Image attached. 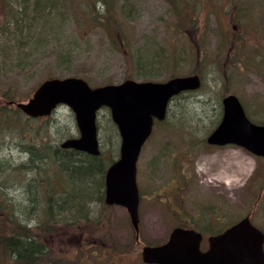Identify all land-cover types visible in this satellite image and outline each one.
Returning a JSON list of instances; mask_svg holds the SVG:
<instances>
[{
  "label": "rangeland",
  "instance_id": "rangeland-1",
  "mask_svg": "<svg viewBox=\"0 0 264 264\" xmlns=\"http://www.w3.org/2000/svg\"><path fill=\"white\" fill-rule=\"evenodd\" d=\"M113 2L115 11L105 15L102 0H57L54 5H45L44 0H0V107L4 109L27 101L42 81L53 77H82L92 86L127 78L165 81L189 74L202 78L200 89L172 100L168 122L155 125L142 147L137 162L139 239L127 209L107 205L100 193L88 200L90 219L81 227L64 222L45 225L42 199L34 210L32 205L27 209L29 215L21 214L17 205L24 201L21 184L40 177L52 180L57 167L52 159L35 171L24 167L29 160L27 146L37 139L0 121L4 194L0 195V233L11 232L2 207L8 202L11 218L20 214L51 247L37 264H146L142 246L166 241L179 223L203 231V249L210 234L247 214L257 226L264 225V157L237 144L219 146L206 140L221 120L222 97L228 93L240 98L252 120H264V0ZM93 12L108 19L97 21ZM29 118L37 134L53 146L79 135L74 112L67 105ZM110 118L109 109L103 108L97 120L103 157L111 163L119 158L121 137ZM29 135L33 141H26ZM234 154V161L251 163L239 189H228L224 181L214 179L213 170L208 174L200 169L211 156L228 161ZM19 165L23 168L15 169ZM54 177L61 186L64 173L57 171ZM107 229L110 240L122 248L120 254L101 249ZM6 260L5 264H15Z\"/></svg>",
  "mask_w": 264,
  "mask_h": 264
},
{
  "label": "water",
  "instance_id": "water-1",
  "mask_svg": "<svg viewBox=\"0 0 264 264\" xmlns=\"http://www.w3.org/2000/svg\"><path fill=\"white\" fill-rule=\"evenodd\" d=\"M199 74L179 75L166 81H137L127 78L120 83L92 87L81 77L48 78L33 95L16 105L31 117L48 115L59 104L75 113L80 135L64 140L63 148H72L93 156L100 154L97 116L102 107L121 137L119 158L105 173V202L125 206L139 235L140 192L137 162L155 121L167 117L169 103L181 92L199 89ZM222 117L207 136L215 145L237 144L264 157V124L253 122L239 97L230 93L222 98ZM203 235L194 228L174 227L161 244L143 245L142 259L147 264H264V232L246 215L224 231L208 237L202 249Z\"/></svg>",
  "mask_w": 264,
  "mask_h": 264
},
{
  "label": "trees",
  "instance_id": "trees-1",
  "mask_svg": "<svg viewBox=\"0 0 264 264\" xmlns=\"http://www.w3.org/2000/svg\"><path fill=\"white\" fill-rule=\"evenodd\" d=\"M102 1L105 6L104 14L112 15L115 11L113 6H115L116 3H112L113 0ZM55 3H57V0H44L45 5H54ZM92 15L97 21L104 22V19H108L105 18V15L103 14L102 17H100L97 12H93ZM183 93L184 92L177 95L173 100H180L181 97H183ZM12 105L14 104L12 103ZM11 106L7 104L5 109L4 107H0V121H3L6 125H10V127L13 125V129L19 127L24 133L30 132L38 141L35 144L29 142L30 144H28L29 146H27L26 149L29 153V160L24 167H29L30 170L35 171V169H40L41 164L47 159H52L57 167L54 175H52V180L40 177L38 181H29L21 184V188L24 190V201H22L20 205L17 203L20 213L23 215H29L27 209L32 205L31 208L34 210L36 201L42 199L47 212V221L44 223L45 225H53L54 223L60 224L64 222L70 223V226L81 227L84 221L86 222L90 219L87 213L88 200H91L93 196L99 193L102 197L104 195V190L102 189V192L100 190L103 186L105 188V173L110 164V160H105L103 157V151L101 157V155L93 156L82 151L64 149L59 145H51L45 141L44 135L37 134V129L30 123L31 119L29 116L25 117L22 111L15 105L16 108ZM8 108H12L13 110L10 111ZM171 108L172 107H169L168 109V115ZM12 112L15 114L14 116L12 115ZM167 118L163 122H158L157 125L168 122ZM252 121L256 123H264V120H260V122L255 120ZM110 122L114 125L111 118ZM32 136H27L26 141H33V138L31 139ZM37 136L39 137L37 138ZM37 144L40 147H37ZM112 161L113 160H111V162ZM22 168L23 167L19 165L15 169ZM57 171H60L62 174L64 173V179L61 185L63 188L54 182V176ZM0 195L1 198L4 196L1 186ZM2 207L6 209V212L4 211L5 216H7L6 227L8 222H10L11 232L0 233V263L5 264V261H7L6 259L11 258L15 264H37L47 253H49L51 249L50 245L41 236H38L40 232L37 234L33 231L30 225L28 226L23 221L20 214H18V216L15 215L14 219L11 218V214H9V211L10 213L12 212L9 209L10 203L6 202ZM178 225L187 226L184 223H179ZM110 234L111 233H109L108 229L103 232L101 238L102 243L99 245H101V249H104L109 255L115 253L120 254L123 250L116 245V242L110 240Z\"/></svg>",
  "mask_w": 264,
  "mask_h": 264
},
{
  "label": "bare ground",
  "instance_id": "bare-ground-1",
  "mask_svg": "<svg viewBox=\"0 0 264 264\" xmlns=\"http://www.w3.org/2000/svg\"><path fill=\"white\" fill-rule=\"evenodd\" d=\"M236 158L237 156L234 154L231 156V160L224 161L220 157L211 156L200 169L202 172L208 174L213 170L214 179L224 181L228 189H239L241 187L242 177L248 171L251 163L250 161H234Z\"/></svg>",
  "mask_w": 264,
  "mask_h": 264
},
{
  "label": "flooded vegetation",
  "instance_id": "flooded-vegetation-1",
  "mask_svg": "<svg viewBox=\"0 0 264 264\" xmlns=\"http://www.w3.org/2000/svg\"><path fill=\"white\" fill-rule=\"evenodd\" d=\"M261 227V229L264 231V225H262V226H260Z\"/></svg>",
  "mask_w": 264,
  "mask_h": 264
}]
</instances>
